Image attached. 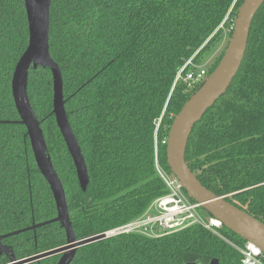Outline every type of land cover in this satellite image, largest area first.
<instances>
[{
	"label": "trees",
	"instance_id": "obj_1",
	"mask_svg": "<svg viewBox=\"0 0 264 264\" xmlns=\"http://www.w3.org/2000/svg\"><path fill=\"white\" fill-rule=\"evenodd\" d=\"M242 3L52 0L50 53L61 69L65 109L87 164L86 191L53 114L50 69L31 67L28 94L65 190L76 239L121 227L169 193L157 166L174 176L166 155L170 129L203 85L189 92L183 81L175 85L176 78L189 61L201 63L226 28L231 36ZM28 41L24 0H0V218L13 230L57 217L27 130L15 123L20 117L12 77ZM186 162L207 189L264 223V4L238 75L192 131ZM25 239L30 252L67 241L58 223ZM245 242L224 226L216 235L195 224L158 238L139 233L106 238L78 249L72 264H241L230 243Z\"/></svg>",
	"mask_w": 264,
	"mask_h": 264
},
{
	"label": "water",
	"instance_id": "obj_2",
	"mask_svg": "<svg viewBox=\"0 0 264 264\" xmlns=\"http://www.w3.org/2000/svg\"><path fill=\"white\" fill-rule=\"evenodd\" d=\"M29 41L19 59L12 77V95L20 120L30 139L34 159L42 176L48 182L57 207V217L51 221L17 232L33 230L52 223H59L66 233V245L49 252L45 257L62 253L58 264H71L78 249L108 238L106 233L83 240L76 239L63 184L53 166L44 133L32 108L29 94V71L33 68H48L53 78V114L57 126L72 157L80 187L87 190L90 182L87 164L81 147L69 123L65 109L63 77L60 67L50 53V9L52 0H24ZM264 0H243L238 9L232 35L226 51L216 69L201 88L189 99L173 121L167 139V163L172 174L181 183L183 190L199 207L222 223L246 242L257 245L264 252V223L245 211L228 203L207 189L191 171L186 162V150L192 131L205 114L226 94L238 75L250 37L251 26ZM210 264H219L217 260Z\"/></svg>",
	"mask_w": 264,
	"mask_h": 264
},
{
	"label": "built area",
	"instance_id": "obj_3",
	"mask_svg": "<svg viewBox=\"0 0 264 264\" xmlns=\"http://www.w3.org/2000/svg\"><path fill=\"white\" fill-rule=\"evenodd\" d=\"M188 66L192 69L184 75ZM195 68L194 63L189 61L179 72L175 85L183 81L189 92L202 85L209 76L208 70H195ZM157 170L169 193L156 199L141 217L106 232L108 238L131 233L158 238L182 231L195 224L219 235V230L223 227L222 223L214 218H202L198 214L199 205L188 200L178 179L167 175L159 166ZM230 244L239 252L241 264H264V252L257 245L251 242H245L242 247Z\"/></svg>",
	"mask_w": 264,
	"mask_h": 264
},
{
	"label": "flooded vegetation",
	"instance_id": "obj_4",
	"mask_svg": "<svg viewBox=\"0 0 264 264\" xmlns=\"http://www.w3.org/2000/svg\"><path fill=\"white\" fill-rule=\"evenodd\" d=\"M1 214L3 213L1 212ZM39 224H42V223H39ZM39 224H34L32 226H27L24 228L22 227L16 228L13 230V229H10L11 226L6 220H4L3 218H0V264H58L59 263L62 257V253L53 254L47 257H45V255L49 252L58 250L63 246L51 248L48 250L35 251V252H30L29 250L28 240L25 239V234L31 231L39 230L45 226L35 228L33 230L21 232L19 234H15L17 232L23 231L25 229H29Z\"/></svg>",
	"mask_w": 264,
	"mask_h": 264
},
{
	"label": "rangeland",
	"instance_id": "obj_5",
	"mask_svg": "<svg viewBox=\"0 0 264 264\" xmlns=\"http://www.w3.org/2000/svg\"><path fill=\"white\" fill-rule=\"evenodd\" d=\"M228 29L226 28L224 30V32L226 33L224 39L222 40L221 43H219L212 52H210L204 59L201 63L199 64H194V66L196 67L195 70H202V69H205V70H208L209 67H211L215 61L222 55H224L225 51H226V48L228 46V43H229V40L231 38V36L229 37L228 35ZM232 35V34H231ZM221 57V59H222ZM221 61V60H220ZM161 169V168H160ZM162 170V169H161ZM186 196V195H185ZM198 214L202 217V218H205L204 217V214L203 212L199 211L198 210Z\"/></svg>",
	"mask_w": 264,
	"mask_h": 264
}]
</instances>
